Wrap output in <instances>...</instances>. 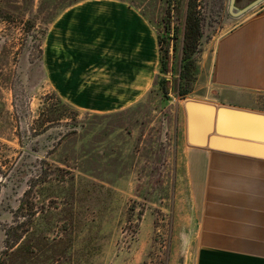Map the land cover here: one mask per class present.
Returning <instances> with one entry per match:
<instances>
[{
	"label": "rangeland",
	"instance_id": "obj_1",
	"mask_svg": "<svg viewBox=\"0 0 264 264\" xmlns=\"http://www.w3.org/2000/svg\"><path fill=\"white\" fill-rule=\"evenodd\" d=\"M82 1L0 0V264H195L176 154L178 105L194 95H177L190 0H123L165 38L171 2L179 35L176 51L171 40L162 45L168 73L159 63L144 96L109 112L70 103L57 89L68 74L58 20ZM191 1L203 22L194 90L203 55L242 16L231 14L230 0ZM146 45L161 61L149 33Z\"/></svg>",
	"mask_w": 264,
	"mask_h": 264
},
{
	"label": "crops",
	"instance_id": "obj_2",
	"mask_svg": "<svg viewBox=\"0 0 264 264\" xmlns=\"http://www.w3.org/2000/svg\"><path fill=\"white\" fill-rule=\"evenodd\" d=\"M240 16L213 53L203 55L202 84L190 98L264 114V0ZM57 26L68 73L57 86L62 98L109 112L144 96L161 61L147 53L148 33L152 42L158 36L140 12L123 0H85L65 10ZM178 114L177 163L186 178L178 185L187 186L192 203L195 264H264V156L256 154L264 143L222 135V149L201 146L206 121L200 118L192 144L184 103Z\"/></svg>",
	"mask_w": 264,
	"mask_h": 264
},
{
	"label": "water",
	"instance_id": "obj_3",
	"mask_svg": "<svg viewBox=\"0 0 264 264\" xmlns=\"http://www.w3.org/2000/svg\"><path fill=\"white\" fill-rule=\"evenodd\" d=\"M262 1L249 0L243 8H239L240 0H230L229 10L233 16H240ZM184 108L187 113L188 139L192 144L197 143L194 137L198 126L196 122L200 118L206 121V137L198 143L201 146L222 149V135L264 143V114L262 113L222 105L217 107L192 98L185 99ZM232 149L238 148L232 146ZM256 154L264 156V152L261 151Z\"/></svg>",
	"mask_w": 264,
	"mask_h": 264
},
{
	"label": "trees",
	"instance_id": "obj_4",
	"mask_svg": "<svg viewBox=\"0 0 264 264\" xmlns=\"http://www.w3.org/2000/svg\"><path fill=\"white\" fill-rule=\"evenodd\" d=\"M172 17V8L171 2L168 4V8L166 10V14L164 17V26L167 33H169L168 37H158V41L161 46L162 55H161V65L162 71L168 73L169 66L171 62V54L169 48H162L163 43L169 44L170 40L174 42V51L177 50V40L179 35V27L177 25L172 26L171 22ZM203 35V22L200 17L196 14L195 11V3L191 0L188 3V10L186 16V24H185V35H184V44L182 48V63H181V71H180V79L181 82L179 84V88L177 91V95L180 98H185L187 95L192 93L193 84L196 80L195 68H196V60L194 55L199 51L200 40ZM173 59V56H172ZM160 88L165 95H168L169 88V80L166 77H163L160 80ZM11 234H8V238ZM16 244H12L10 248H13Z\"/></svg>",
	"mask_w": 264,
	"mask_h": 264
}]
</instances>
